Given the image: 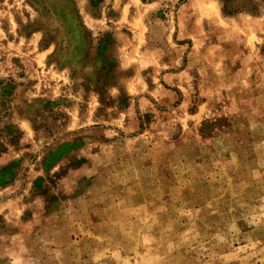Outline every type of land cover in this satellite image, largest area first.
I'll return each mask as SVG.
<instances>
[{
    "label": "rangeland",
    "instance_id": "1",
    "mask_svg": "<svg viewBox=\"0 0 264 264\" xmlns=\"http://www.w3.org/2000/svg\"><path fill=\"white\" fill-rule=\"evenodd\" d=\"M0 264H264V0H0Z\"/></svg>",
    "mask_w": 264,
    "mask_h": 264
}]
</instances>
